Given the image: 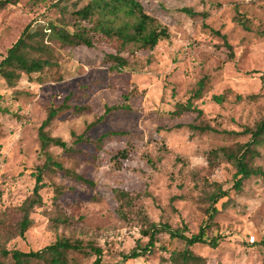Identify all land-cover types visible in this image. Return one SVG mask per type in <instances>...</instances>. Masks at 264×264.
<instances>
[{"label": "rangeland", "instance_id": "obj_1", "mask_svg": "<svg viewBox=\"0 0 264 264\" xmlns=\"http://www.w3.org/2000/svg\"><path fill=\"white\" fill-rule=\"evenodd\" d=\"M58 1L16 0L0 9V62L30 23L36 30L49 21L69 19L55 6ZM88 1L72 0L69 11L72 3L83 7ZM138 1L168 29L170 39L160 41L153 51L123 53L129 62L121 72H111L104 60L116 52L112 41L99 40L92 49L56 42L52 45L58 67L23 75L14 89L0 80V107L7 111H0V214H8V225L20 221L18 208L36 183L30 173L44 163L38 129L51 110L58 112L47 130L62 138L72 154L60 148L51 151L66 168L96 185L92 189L61 173L47 175L41 192L44 206L32 213L33 225L25 237L12 239L6 248L39 251L64 237L102 248V264H176L172 255L187 246L167 233L158 236L151 254L136 260H124L123 255L148 243L142 231L145 218L173 231L186 228L187 237L198 233L208 220L210 195L222 189L229 196L218 202L209 230V238L221 235L219 247L198 245L190 250L203 259L198 264H264V177H252L236 191L235 166L222 153L213 155L248 142L250 136L242 132L264 118V0ZM183 8L206 18H191L180 12ZM211 30L225 35L232 51ZM203 80L206 96L196 104L204 116L171 118L175 105L185 102ZM214 95L224 101L217 103ZM122 105L129 110L99 121L105 107ZM190 125L233 134L198 132ZM110 132L124 135L106 139L98 150L77 141L82 134L96 139ZM124 150L129 151L128 159L115 160ZM257 153L253 164L264 170V144ZM55 185L63 187L58 201ZM115 190L134 199L124 215ZM177 197L183 200L171 202ZM12 235L5 233L0 243ZM87 251L70 253V264H93L96 256Z\"/></svg>", "mask_w": 264, "mask_h": 264}, {"label": "trees", "instance_id": "obj_2", "mask_svg": "<svg viewBox=\"0 0 264 264\" xmlns=\"http://www.w3.org/2000/svg\"><path fill=\"white\" fill-rule=\"evenodd\" d=\"M32 1L37 4L42 0ZM71 1L59 0L55 4L62 12L68 13V20L65 16L58 23L49 21L46 26H39L36 30H33V24L30 23L17 42L7 51L6 56L0 62V80L6 84L7 88H16L23 75L42 74L46 70L58 67L57 57L52 45L56 42L72 49L81 46L92 49L99 40L112 41L116 43V52L115 54H106L104 60L107 64H110L109 70L111 72L119 73L128 66L129 62L122 55L123 53H135L142 50L153 51L160 41L170 39L168 29L163 27L156 18L146 13L142 3L138 0H89L83 7H78V2H74L71 5L72 11H69L68 4ZM15 3L16 0H1L0 9H4L8 5H15ZM180 12L191 18H206L205 14L196 13L190 8H183ZM203 26L209 29L207 25L204 24ZM69 28H72V31ZM211 32L221 37L225 48L232 51L233 47L227 42L225 35L214 30H211ZM206 82V80L200 81L185 102H178L175 105L171 118L180 120L185 114H196L197 119L204 116V112L197 107L196 103L206 96ZM213 100L222 103L224 97L214 95ZM123 110H129V107L125 105L107 106L105 107L104 116L99 121H103L111 113ZM0 111H3L1 107ZM57 112L51 110L47 119L38 129V140L44 163L35 167L30 173L35 177L36 183L32 194L18 208L20 221L16 225L10 226L7 223L8 214L6 212L0 214V241L5 233H13L12 236L6 237L4 245L0 243V264H70V253L87 255V250L92 251L96 256L93 264H102L105 254L102 248L93 244L85 246L81 240H71L64 237L56 239L55 242L39 251L22 252L6 248V244L12 239L25 237V234L33 225L32 213L35 209L44 206L41 192L46 188L44 178L47 175L61 173L63 176L92 189L96 187L93 181L86 179L76 169L66 168L63 159L51 151L52 148H60L72 154L71 148L62 138L56 137L49 129L47 130L56 118ZM190 128L198 132L233 134L228 131H220L209 125H190ZM242 134L250 136V140L234 147L221 148L213 153L214 156L222 153L235 166L236 171L232 180L236 191H241L244 183L252 177H264V170L261 167H255L253 164L254 159L258 156L257 148L264 144V118L254 128L246 127ZM119 135H124V133L110 132L96 139L88 138L86 134H82L77 136V141L90 143L98 150L106 139ZM128 157L129 151L124 150L118 152L114 159H128ZM62 189L63 187L59 185L54 186L55 201H58L63 194ZM114 194L119 203V212L124 215V208H131L134 199L126 191L115 190ZM228 196V192L222 189H218L210 195L209 200L212 204L206 213L208 220L202 223L198 233L193 234L191 237L185 235L186 228L173 231L168 225L161 227L147 221V218H145V228L142 231L143 235L148 238V243L146 245L139 243L131 253L123 255V259L136 260L151 254L155 249L158 236L161 233H167L171 239L181 240L187 246L184 252L172 255V259L176 264H198L203 262V259L196 256L190 248L198 245H207L213 249L219 247L221 235L209 238L210 223L219 212L216 207L218 202L228 198ZM176 200L183 199L177 197L171 199V202Z\"/></svg>", "mask_w": 264, "mask_h": 264}]
</instances>
